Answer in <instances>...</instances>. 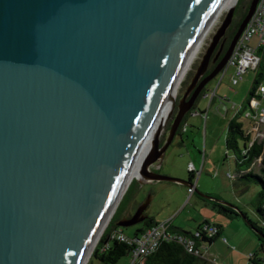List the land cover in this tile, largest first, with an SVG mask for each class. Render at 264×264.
<instances>
[{
  "label": "water",
  "instance_id": "water-1",
  "mask_svg": "<svg viewBox=\"0 0 264 264\" xmlns=\"http://www.w3.org/2000/svg\"><path fill=\"white\" fill-rule=\"evenodd\" d=\"M259 1L187 100L233 21L236 7L181 96L225 0H0V264H86L174 92L169 137L141 174L191 186L151 167L227 65ZM152 199L116 227L145 222Z\"/></svg>",
  "mask_w": 264,
  "mask_h": 264
},
{
  "label": "rangeland",
  "instance_id": "rangeland-1",
  "mask_svg": "<svg viewBox=\"0 0 264 264\" xmlns=\"http://www.w3.org/2000/svg\"><path fill=\"white\" fill-rule=\"evenodd\" d=\"M238 1L239 0H236L234 4L239 3ZM251 1L252 0H246L244 8H247V6L249 8ZM231 6L226 8L219 15L207 34L183 79L180 87L181 96H184L190 87L191 82L195 79L198 69L204 60V56L210 47L214 36L222 26L228 14V9H230ZM238 14L241 15L240 12ZM252 43L255 45L256 40ZM232 75L233 70L230 69L222 82V75L217 76L209 82L205 93L207 92V94L209 93L210 95L200 97L196 102L195 108L185 119L186 131L183 132L182 141L180 136L177 135L164 154L163 159L151 167V171L156 167H160L162 171L165 172V176L188 183V165L193 164L195 167V179L191 186H195L198 192L196 191L195 194L191 195L188 192V189L191 186L187 187L180 183L161 182L162 184H156L153 186L145 184L148 180H142L144 181L142 182L139 179H134V185L131 187L125 202L116 214L120 203L133 182L130 183L127 191L123 195L111 221L114 220L116 224L120 223L125 214L128 215L129 212H134L137 204L144 203L150 197H153L155 193L156 195L152 199L150 207L156 211L159 218L170 214V219H167L165 222L171 221L175 227L195 232L205 221H209L210 224L217 226L223 223L222 225L228 226L227 230L224 231V235L229 236L235 234L236 229L239 230L237 225H240V230L242 229L246 231L251 237H253V239L258 241L255 234L247 228L246 221L242 216L239 220H228L221 215L218 212V208L213 205L215 200L224 201L218 199L217 196L232 198L238 205L227 201L224 202L242 208V212L248 214L250 220H257L256 212L253 207L255 196L253 198L252 192L246 191L239 196L236 195L235 181L230 180L232 179L230 176L235 174L234 159L232 154L228 153L226 149L228 122L234 118L238 110H241V115L239 116L241 119L248 113L249 109L247 108V104L250 99V90L253 86L257 72L252 70L246 72L243 76V80L236 86L231 84ZM214 93H216V95L212 98ZM175 101L176 96L173 101L172 114L168 120L167 127H164L165 130H163L160 136L161 145L166 142L169 137V132L176 115ZM243 123L245 122L243 121ZM252 187L256 188V186ZM201 195H207L215 200L205 199ZM237 220L239 223H237ZM141 226H143V224H138L123 230L131 235H135L136 231ZM201 252L207 253L202 250ZM207 256L219 261L217 264H225L217 253H212L211 255H206V257ZM240 263L241 261L238 257L231 261V264ZM87 264L103 263L96 258H92L91 260L89 259ZM118 264H131V256L124 257ZM209 264L215 263L210 262ZM245 264H250L248 259L245 260Z\"/></svg>",
  "mask_w": 264,
  "mask_h": 264
},
{
  "label": "trees",
  "instance_id": "trees-1",
  "mask_svg": "<svg viewBox=\"0 0 264 264\" xmlns=\"http://www.w3.org/2000/svg\"><path fill=\"white\" fill-rule=\"evenodd\" d=\"M245 1L246 0H239V3H237L238 6L235 14L237 15L238 12H240L241 15H239V19L236 20L234 26L232 25L231 40L247 14L248 6L247 8H244ZM258 55L261 62L256 71L257 75L250 90V99L247 104L248 106L250 101L256 96L257 90L263 86L264 82V49L259 50ZM191 112L192 111H190L187 115ZM187 115L179 128V135H181L182 127L185 125ZM168 118L165 128L167 127ZM244 127L245 126L239 117H235L228 122L226 132V149L228 153L232 154L234 159L235 174L231 177L232 180L235 181V186L244 190L248 187L256 186L258 191L253 201V207L256 212L257 220H250L245 213H242V216L245 218L246 226L257 237L259 244L258 252L250 258V264H264V141L252 140L251 136L246 133V129ZM194 179L195 173L189 172L188 183L190 185L193 184ZM133 185L134 182L131 184L125 197L120 203L116 214L125 202ZM213 205L218 208V212L221 215L227 218H240V215L230 207L216 201H214ZM144 224H146V228H149L157 223L152 218L148 217ZM211 228L212 225L206 221L202 223L195 232L178 229L172 225L171 231L174 234L181 236L184 242H180L178 240L162 242L151 255L143 259L141 264H209L210 261L204 257L201 252V248L203 246L213 244L221 237V228L219 226H215L217 229L216 234L213 237H209V230ZM116 230H118L116 223L112 220L95 248L91 259L96 258L103 264H118L124 257L131 256L133 249L130 246L120 242L116 238H111V234ZM145 230L146 229L138 231L135 237L142 234ZM118 233L123 232L119 231ZM188 241L193 242L194 253H190L188 251L186 244Z\"/></svg>",
  "mask_w": 264,
  "mask_h": 264
},
{
  "label": "built area",
  "instance_id": "built-area-1",
  "mask_svg": "<svg viewBox=\"0 0 264 264\" xmlns=\"http://www.w3.org/2000/svg\"><path fill=\"white\" fill-rule=\"evenodd\" d=\"M256 40L254 45L252 42ZM264 49V0H260L246 29L238 40L236 47L230 57L227 65L220 72L222 75L221 82L225 78L228 70H233L231 84L236 86L243 80V76L248 71H257L261 62L258 51ZM218 75V76H219ZM220 82V84H221ZM210 94L208 93L207 96ZM216 93L213 94V97ZM264 86H261L256 96L250 101L248 113L242 117L241 110H238L235 117H239L241 122H248L246 133L251 136L252 140L264 141ZM186 131V125L182 127V132ZM190 173H195L193 164L188 165ZM231 178V176H230ZM195 186L188 189L189 194L195 193ZM171 221L158 223L146 229L140 236L128 237L123 233H118L116 230L111 234V238H116L122 243L130 246L132 250L131 264H141L143 259L151 255L162 242L169 240H178L184 242L181 236L174 234L171 231ZM217 232L215 226L209 230V237H213ZM187 249L190 253H194V244L192 241L186 242ZM205 257V256H204ZM252 257V255H251ZM250 257V258H251ZM207 258V257H206ZM210 262L217 264L214 258H207Z\"/></svg>",
  "mask_w": 264,
  "mask_h": 264
},
{
  "label": "crops",
  "instance_id": "crops-1",
  "mask_svg": "<svg viewBox=\"0 0 264 264\" xmlns=\"http://www.w3.org/2000/svg\"><path fill=\"white\" fill-rule=\"evenodd\" d=\"M204 95L207 96V92ZM263 105H264V103H263ZM243 124H244V126L246 124V126H245L246 128L245 129H247L248 122L245 121V123H243ZM263 132H264V128H263ZM179 136H180V139L182 141V136H183V132L182 131H181V135H179ZM153 172L165 176V172H163L160 167L154 168L153 169ZM230 180H232V179H230ZM161 182H168V181H150V180H148V181H146L145 184H147V185H153L154 186L156 184H162ZM235 188H236L235 190H236V195L237 196H239L240 194H242V193H244L246 191H250V192H252V195H253V198H254V196H256L257 195V192H258L255 187H248L245 190L244 189H239L237 187H235ZM196 191H197V189L195 190V193H196ZM155 195L156 194L154 193L153 198L155 197ZM213 195H215V194H213ZM217 197H218V199H222V200L227 201L229 203H233L235 205H238L237 202L234 201L232 198H227L225 196H217ZM134 208H135V205H134ZM239 209L242 212V208H239ZM129 214H131V212H129L128 215ZM145 215H147L148 217L152 218L157 224L158 223L165 222L167 219H170V217H171V215L168 214L165 217L159 218L157 216L158 214L156 213V211H154L151 207H150V209L148 208V210L145 213ZM246 215L248 216V214H246ZM240 218H241V216H240ZM227 219L228 220H235V219H238L239 220V218H234V219L227 218ZM238 220H237V223H239ZM252 221H254V220H252ZM206 222H209V221H206ZM172 225H173V223H172ZM221 225H218L221 228V237L218 238L213 244H210L208 246H203L201 248V250L202 251H206L207 253H202V254L206 257V255H211L212 253H214V254L217 253L218 255H220V258L222 259V261L225 262V264H231V261L234 258H236V257H238V259L241 261L240 264H245V260L246 259H248L249 260V263H250V257H251V255H254V254H256L258 252V249H259L258 241H256L255 239H253V237H251L246 231H244L242 229L240 230V227H239L240 225H237L238 228H239V230L235 228L236 229V233L235 234L226 236V235H224V231L227 230V227L228 226H226V225H222L221 226ZM212 226H217V225H212ZM173 227H175V226L173 225ZM175 228H178V227H175ZM144 229H148V228H146V224H143V226H141L140 228H138V230L136 231V234H137L138 231L144 230ZM178 229H182V228H178ZM182 230H184V229H182ZM118 231L123 232L128 237H135L136 236V234L135 235H131V234L125 232L124 230L123 231L122 230H118ZM185 231H188V230H185ZM140 235L141 234H139V236ZM223 238H224V240H223ZM207 258H209V257L207 256ZM216 262L218 263L219 261L216 260Z\"/></svg>",
  "mask_w": 264,
  "mask_h": 264
},
{
  "label": "bare ground",
  "instance_id": "bare-ground-1",
  "mask_svg": "<svg viewBox=\"0 0 264 264\" xmlns=\"http://www.w3.org/2000/svg\"><path fill=\"white\" fill-rule=\"evenodd\" d=\"M235 1H236V0H225V3L223 4V6H222V8H221V10H220V12H219L217 18L219 17V15H220V14H221L226 8L230 7L231 5H232L231 8H232V7H236L237 4H234ZM233 4H234V5H233ZM217 18L215 19V21L217 20ZM215 21H214V23H215ZM214 23H213V25H214ZM213 25H212V26H213ZM212 26H211V28H212ZM211 28L209 29V31L211 30ZM209 31L207 32V34L209 33ZM207 34L205 35V37L203 38L202 42H201L200 45L198 46V48H197V50H196V52H195V54H194V56H193V58H192V60H191V62H190V64H189V66H188V68H187V70H186L184 76L182 77L180 83L183 82V79H184V77H185L187 71L189 70V68H190V66H191V64H192V62H193V60H194V58H195L197 52L199 51L201 45L203 44V42H204V40H205ZM175 96H176V94H175V92H174V94L172 95V97H171V99H170V101H169V103H168V105H167V107H166V109H165L163 115L161 116V118H160V120H159V122H158V124H157V126H156V128H155V130H154V132H153V134L151 135V137H150V139H149L147 145L145 146V148H144V150H143L141 156L139 157V159H138V161H137L135 167L133 168V170H132V172H131V174H130V176H129V178H128V180H127V182H126V184H125V186H124V188H123V190L121 191V195H120V197L117 199V201H118L117 204H116L117 206H118V204L120 203V201H121L123 195L125 194L127 188L129 187L130 183L133 182L134 179H139L140 181H142V180H146V179H144L143 175L141 174V169H142L143 162H144L145 159L148 157V155H150V154L153 152V150H154V148H155V144L160 140V136H161V134H162V132H163V130H164L165 124H166V122H167L168 113H169L170 108H171V110H170V113H169V118H170V116H171V114H172L173 101H174ZM171 105H172V106H171ZM169 118H168V119H169ZM117 206H116V207L114 206V208H113V210H112V213H111L112 216L114 215V212H115ZM109 225H110V224H109ZM101 236H102V235H101ZM101 236L98 238V240H97L95 246L93 247L92 254H93L95 248L97 247V245H98V243H99V241H100ZM89 259H91V257H90ZM89 259H88V261H89ZM88 261H87V263H88ZM87 263H86V264H87Z\"/></svg>",
  "mask_w": 264,
  "mask_h": 264
},
{
  "label": "flooded vegetation",
  "instance_id": "flooded-vegetation-1",
  "mask_svg": "<svg viewBox=\"0 0 264 264\" xmlns=\"http://www.w3.org/2000/svg\"><path fill=\"white\" fill-rule=\"evenodd\" d=\"M239 13V12H238ZM239 15L240 14H234L233 17V21L230 25V27L227 29L226 34L222 37V39L218 42L217 46L215 47L214 51L211 54V57L209 59V63L207 66V69L205 71V73L201 76V78L199 79V81L197 82L195 88L193 89V91L189 94L187 100H190V98L192 97V95L194 94V92L196 91V89L199 87V85L201 84V82L208 77L210 74H212V72L215 70V68L220 64V62L222 61V59L224 58L230 43H231V30L232 27L234 26V23L236 22V20L239 19ZM233 25V26H232ZM233 39V38H232ZM192 84V82H191ZM209 84V83H208ZM207 84V85H208ZM207 85L202 89L200 96L197 100L200 99V97H202L205 94L206 91V87ZM177 135H179V132L177 133ZM165 143V142H164ZM163 143V144H164ZM162 144V145H163ZM141 204H137L136 208L134 209V212L129 214V215H124L123 220L125 219H130L132 218V216L135 214V212L137 211V209L140 207ZM145 222L141 223L144 224ZM118 230L121 228H117ZM123 230V229H122Z\"/></svg>",
  "mask_w": 264,
  "mask_h": 264
}]
</instances>
